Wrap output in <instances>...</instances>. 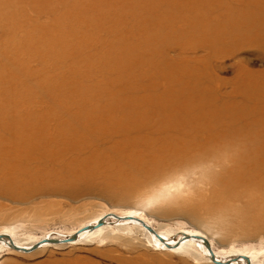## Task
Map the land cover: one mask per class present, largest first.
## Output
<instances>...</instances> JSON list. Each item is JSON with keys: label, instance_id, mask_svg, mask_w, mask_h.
<instances>
[{"label": "rangeland", "instance_id": "374dc122", "mask_svg": "<svg viewBox=\"0 0 264 264\" xmlns=\"http://www.w3.org/2000/svg\"><path fill=\"white\" fill-rule=\"evenodd\" d=\"M232 3L0 0V134H28L41 141V158L53 161L19 166L14 176L22 185L13 190L7 176L0 179V189L23 194L59 181L45 188L64 190L26 199L0 197V232L24 245L69 234L105 213L135 211L169 237L198 231L218 252L245 248L264 263V230L230 216L219 221L200 203L209 197L208 178L220 173L213 162L163 172L131 191L88 181L105 168L135 174L132 165L163 166L160 146L154 145L157 135L145 134H193L199 143L210 139L212 146L218 140L224 144L221 134L264 135L258 128L264 125V49L257 39L264 35V5ZM43 11L50 16L35 20ZM187 103L202 107L203 117L181 128L180 120H190L187 112L174 109ZM4 170L0 166V173ZM132 180L129 176L127 182ZM187 204L196 216L181 207ZM104 235L101 241L43 247L26 255L0 250V264L209 263L158 251L135 227Z\"/></svg>", "mask_w": 264, "mask_h": 264}, {"label": "bare ground", "instance_id": "6f19581e", "mask_svg": "<svg viewBox=\"0 0 264 264\" xmlns=\"http://www.w3.org/2000/svg\"><path fill=\"white\" fill-rule=\"evenodd\" d=\"M227 2L228 4L234 2L232 3L234 4L233 5L234 7L241 5L242 8H245L247 6H251L253 8L264 5V0H227ZM44 13L45 12L43 11L42 13L36 14L35 20L38 21L41 20L42 17L46 18L47 15L50 16V14L48 13L44 14ZM51 22H53V20ZM257 37L256 38L258 39L261 48L264 49V35H260ZM260 39H262V41H260ZM197 48L201 49V47H197ZM235 81L236 78L231 81V85L235 84ZM196 95H198V93ZM203 107L206 106H204L203 104ZM201 108L202 107H199V105L196 106L193 103H187L184 106L176 107L174 110H176L177 112H179L180 110L181 112L182 111L183 112L185 111L187 113L191 112L190 114H188L189 116H187V113L186 114L184 113L187 119H189L190 121H182V120H186V118H183L182 120H180L181 122H178V126L180 125L181 128H184L185 122H188L191 125L196 124V120L202 119L201 117H203V114L201 113L202 114L201 115L199 111ZM169 128L172 130V126ZM258 128L260 130H264V125H262V128L260 126H258ZM186 130H188V128ZM177 133H179V131ZM27 135L28 134H0V136L2 137L0 138V166L3 168V170L5 169L3 173H0V176L3 175L0 179L3 178L5 179L8 176L9 180H5V182H10V183L9 184L7 183L6 185L13 187V190L17 189L19 186L22 185L17 182L18 177L14 176L15 173H17L16 171L18 170L19 166H31V164L40 163V162L50 163V165L53 164V161L47 158H41V156L39 155L37 148L39 144L37 143L41 141L35 143ZM137 135L140 134H119L118 137L120 136L129 137V136H137ZM145 135L153 136V137L157 135L154 145L160 146L159 151L161 152L162 154L161 156L164 158V162H165L163 166H161L158 169H150L149 166L147 167L146 165L137 166L136 164L135 167H133L132 165L131 167L133 169L131 168L130 169L135 174H133L130 171H128V173L123 172L122 174L120 173L115 174L109 168H105V170L107 171L106 173H103V175L101 176V173L99 172L97 173L95 171L94 172L95 176L91 177L88 181L89 182L91 180L97 181L98 179L99 183H101L103 186H106L107 188L114 187L117 190L131 191L140 188L146 182L152 181L154 179H160L159 177L164 173H169L172 171H177V172L182 171L188 169L191 166H195V167L206 166L209 162H213L219 168L220 173L215 174L214 176L208 178L207 181H208V185L210 186L209 197L206 199L203 198V200H201L200 203L204 204V206H207V209H211V211H213L211 213H213L215 218L218 219L219 221L222 220L223 222V218L225 219L230 216V218H234L235 220L236 219L242 220V222L241 221L240 222L245 223L247 226L253 225L255 229L264 230V208L262 206V201H264V144H263L264 138L262 136L264 135L234 134L232 136L226 137L223 134H221L220 139H222V142L224 144L219 145V140H218L215 146H212L210 144V139L205 140L203 142L201 141L202 143L197 142L193 134H183L179 136V138H175L176 134H169V132L168 134H145ZM215 135H220V134H215ZM215 135L209 134L207 137H213ZM116 138L117 137H115L114 139ZM53 140H55L56 142V139ZM260 143L263 147L260 146ZM57 144H61V143L58 142L57 140ZM43 146L45 145L43 144ZM172 157L173 159H171ZM166 158L168 159V161L171 159L169 163H166ZM148 162L153 163L151 161ZM3 164H6V167H4ZM95 164H97V162ZM142 172L144 174H142ZM128 175L133 179L132 180L133 182H129V183L127 182L129 177ZM45 176H50V175L49 173L41 175L39 179L43 180ZM58 183L59 181L58 182L55 181L54 184L47 183L45 187L47 186L52 187V185H56ZM45 187L44 190H40L43 188L36 186L34 189L30 188L31 190L23 194H18L19 192L17 191L0 189V197H20V198L22 197L26 199V198L36 197V195L46 196V195H53L54 193L58 194V191L60 192L64 191V190H48ZM197 195L200 196V193H198ZM181 207H185L187 210L189 209L188 211L191 212L192 217L197 215L195 213L196 212L195 209H193L192 206H188L187 204ZM181 207L180 209H183L185 211V208H181ZM106 215H108V217L105 218ZM110 215L119 216V217H132L136 220H141L146 225L150 226L155 233L149 232L143 225L138 223L139 221L130 219V220H119L117 222V220ZM102 218H104V223L102 225L95 226L97 221ZM89 225L92 226L93 228L85 231H81L77 239L70 242H63L58 244L45 243V244H41L37 249L28 252L16 251L10 247V244H12V245H16L17 247L27 249L32 244L37 243L44 239H65L66 237L76 233L80 229ZM132 227L141 230L149 239L150 243L153 244V247L156 248L158 251H164L172 254L179 253L183 256H188L193 259H197L198 256L203 261L206 260L207 262H209L208 264H217L218 262H220V264L221 263L222 264H264L259 262L257 263L255 261L257 254L252 253L245 248L240 250L218 252L214 250L211 243L208 242L209 239L198 231L181 230L177 232L176 235L169 237L170 234L157 231L140 214H138L135 211H129L126 213H114V212L105 213L100 217L96 218L95 220L79 226L76 230L70 232L69 234L59 235L58 236L59 238L50 237L49 235L40 239L31 240L29 243L24 245L20 244L18 240L13 239V237L10 234L6 232H0V236H1L0 250H11L26 255L33 253L34 251L43 247L72 245L79 243V241L81 240H87V239L95 240L98 238L101 241V239L106 238V236L104 235L105 232H110V230L111 232L112 230L126 231L129 229L131 230ZM202 238L206 240H203ZM208 244L210 248L207 247ZM209 250L213 253V256L215 257V262H213L210 259L211 252Z\"/></svg>", "mask_w": 264, "mask_h": 264}, {"label": "water", "instance_id": "95a60500", "mask_svg": "<svg viewBox=\"0 0 264 264\" xmlns=\"http://www.w3.org/2000/svg\"><path fill=\"white\" fill-rule=\"evenodd\" d=\"M110 216H113V217L117 220V222H118L119 220H130V219L136 220V219H134V218H132V217H119V216H114V215H110ZM106 217H108V215H106L105 218H106ZM136 221H139L138 223H140L141 225H143V226H144L149 232H153V233H155V232L153 231V229H152L150 226L146 225L143 221H141V220H136ZM103 223H104V218L98 220L95 226L102 225ZM91 228H93V227L90 226V225H89V226H86V227L80 229L79 231H77L76 233H74V234H72V235L66 237L65 239H44V240H41V241H39V242H37V243L32 244V245H31L30 247H28L27 249H26V248H20V247H17L16 245H12V244H10V247H11L12 249L16 250V251H21V252H22V251H25V252L33 251V250L37 249L41 244H45V243H53V244L56 243V244H58V243L70 242V241L76 240L77 237H78V235H79V233H80L81 231H85V230H88V229H91ZM0 238H1V236H0ZM202 239H203V240H206V239H204V238H202ZM207 243H208V242H207ZM207 247L210 248L209 244L207 245ZM209 251H210V250H209ZM210 252H211V251H210ZM210 259H211L213 262H215V257L213 256V253H212V252H211V255H210ZM217 264H220V262H218ZM221 264H222V263H221Z\"/></svg>", "mask_w": 264, "mask_h": 264}]
</instances>
